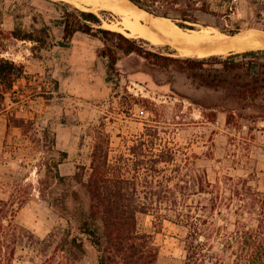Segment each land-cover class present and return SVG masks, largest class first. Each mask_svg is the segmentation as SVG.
Segmentation results:
<instances>
[{"label": "rangeland", "instance_id": "obj_1", "mask_svg": "<svg viewBox=\"0 0 264 264\" xmlns=\"http://www.w3.org/2000/svg\"><path fill=\"white\" fill-rule=\"evenodd\" d=\"M62 1L71 3L0 0V57L23 66L15 92L7 95L8 109L0 121V198L25 200L17 223L41 239L56 234L59 241L69 216L74 215L73 231L77 232V208L82 205L88 210L89 201L74 176L79 170L89 172L99 144L110 149L112 164L124 165L126 175L137 164L147 167L155 153L171 150L176 155L171 167L190 162L192 167L207 169L213 181L223 175L248 177L264 191V120L257 117L260 111H243L239 104L225 99L224 91L200 87L191 71L157 66L137 54L120 52L117 72L108 73L106 61L98 55L105 45L102 40L80 33L71 46H61L63 30L56 24L61 19L58 5ZM238 7L230 23L244 27L239 34L264 36V6L242 0ZM105 16L113 22L120 20L110 13ZM204 19L215 21L209 16ZM15 33L33 35L35 40L18 39ZM233 39L230 36L223 42ZM164 45L170 44L156 46ZM83 48V57L91 59L89 73L80 74L76 69L79 75L59 89L54 76L57 69L67 72L73 50ZM175 50L174 57H197ZM232 53L239 52L224 56ZM232 110L237 112L236 120L229 123ZM22 119L26 123L19 128L17 122ZM59 161H63L59 165L63 182L53 178L47 167ZM145 179L146 175L144 183ZM61 198L68 207V218L61 208L51 205ZM154 220L144 214L139 221L142 230L154 234L164 257L160 264H171L168 258H183L181 239L186 230L170 220L155 228ZM85 241L87 253L79 264H95L98 252L87 237ZM29 258L15 264L42 263Z\"/></svg>", "mask_w": 264, "mask_h": 264}, {"label": "trees", "instance_id": "obj_2", "mask_svg": "<svg viewBox=\"0 0 264 264\" xmlns=\"http://www.w3.org/2000/svg\"><path fill=\"white\" fill-rule=\"evenodd\" d=\"M129 1L155 16L172 19L184 29L214 27L230 36L244 29L230 23L242 0ZM244 1L264 6V0ZM58 6L61 19L56 27L63 30L61 46H71L80 33L102 40L105 45L98 55L106 61L108 73L117 72L120 52L137 54L157 66L193 72L200 87L224 91L226 100L239 104L243 111H260L257 117L264 120V49L228 56L174 57L171 54L176 50L171 45L157 47L146 39L105 28L104 22L114 21L105 16H115L110 11H85L65 1ZM14 36L35 40L33 35ZM22 68L0 57V115L8 109L7 95L15 92ZM244 114L240 116L244 118ZM236 115L232 110L229 123L236 120ZM25 123L22 119L17 126L21 128ZM58 152L67 156L66 152ZM133 152L136 154V150ZM154 155L147 167L137 164L126 175L124 165L110 162V149L97 145L89 172L79 170L74 176L89 201L88 210L82 205L77 208V232L73 231L76 217L66 215L64 198L51 202L68 218L59 241L56 234L41 239L15 221L24 199L0 198V264L25 261L29 254H35L29 260L41 264H79L87 253L86 237L98 252L95 264H160L164 257L154 234L140 227V216L144 214L154 216L155 228L170 220L186 230L181 239L185 256L168 258L171 264H264V191L255 187L252 179L223 175L213 181L207 169L192 167L190 162L171 167L176 157L171 150ZM61 163L47 167L53 178L63 182ZM144 175L148 177L145 183ZM56 240L58 246L50 255Z\"/></svg>", "mask_w": 264, "mask_h": 264}, {"label": "bare ground", "instance_id": "obj_3", "mask_svg": "<svg viewBox=\"0 0 264 264\" xmlns=\"http://www.w3.org/2000/svg\"><path fill=\"white\" fill-rule=\"evenodd\" d=\"M76 7L86 11L107 10L120 17L118 22H106L104 27L128 37L143 38L154 45L168 43L183 52L184 56L200 58L264 48V36L257 33L237 35L233 41L224 43L229 35L212 27L184 29L169 18L155 17L141 10L129 0H70ZM227 41V40H226Z\"/></svg>", "mask_w": 264, "mask_h": 264}, {"label": "crops", "instance_id": "obj_4", "mask_svg": "<svg viewBox=\"0 0 264 264\" xmlns=\"http://www.w3.org/2000/svg\"><path fill=\"white\" fill-rule=\"evenodd\" d=\"M84 49L85 48L81 49V52L79 49L73 50V53L71 54L72 56L70 59V69L67 72L60 70V69H57V73L54 76H55L56 80L59 82V89H60V87L62 88V84L63 85H64V83L68 84V82L71 79H73L75 76L77 77L79 75V74L77 75L76 69H78V73H80V74L86 73V71H88V73H89V68L91 66V61H90L91 59L89 58V56L83 57V56H86L85 55L86 50H84ZM82 51H83V53H82ZM76 52H79L80 56H78ZM87 52H89V51L87 50ZM88 54H90V53H88ZM17 55H19V54H17ZM77 57L82 58L83 60L77 62V60H76ZM80 68H82L81 71H80ZM16 87H17V84H16ZM20 102H18V103H20ZM3 116H4V113L0 115V121H1Z\"/></svg>", "mask_w": 264, "mask_h": 264}, {"label": "water", "instance_id": "obj_5", "mask_svg": "<svg viewBox=\"0 0 264 264\" xmlns=\"http://www.w3.org/2000/svg\"><path fill=\"white\" fill-rule=\"evenodd\" d=\"M136 7H138L139 9H141V10H144V9H142V8H140L139 6H137L136 4H134ZM145 11V10H144ZM151 14V13H150ZM153 15V14H152ZM153 16H155V15H153ZM155 17H158V16H155ZM237 35H239V34H237ZM237 35H235V36H237ZM235 36H231V38L232 37H235ZM233 39V38H232Z\"/></svg>", "mask_w": 264, "mask_h": 264}]
</instances>
